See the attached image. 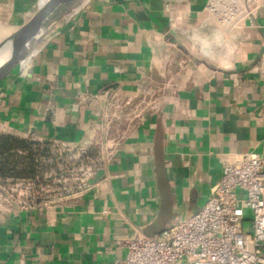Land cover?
<instances>
[{
    "label": "crops",
    "instance_id": "obj_1",
    "mask_svg": "<svg viewBox=\"0 0 264 264\" xmlns=\"http://www.w3.org/2000/svg\"><path fill=\"white\" fill-rule=\"evenodd\" d=\"M49 1L0 0V43ZM208 1L89 0L0 81V136L118 140L80 199L0 211V264H116L117 241L200 209L223 162L264 159V0L225 42ZM148 101L157 108L132 120ZM119 104L127 117L108 125ZM24 151L10 152L0 180L32 174Z\"/></svg>",
    "mask_w": 264,
    "mask_h": 264
},
{
    "label": "built area",
    "instance_id": "obj_2",
    "mask_svg": "<svg viewBox=\"0 0 264 264\" xmlns=\"http://www.w3.org/2000/svg\"><path fill=\"white\" fill-rule=\"evenodd\" d=\"M261 1L209 0L206 22L225 42L254 20ZM114 108L108 125L127 117L123 105ZM156 108V101H148L129 117ZM108 140L76 146L31 141L22 154L29 157L32 174L0 180V211L48 208L80 199L113 156L118 140ZM116 244L126 250L116 264H264V159L245 153L223 162L218 184L195 213L177 218L159 234L135 235Z\"/></svg>",
    "mask_w": 264,
    "mask_h": 264
},
{
    "label": "water",
    "instance_id": "obj_3",
    "mask_svg": "<svg viewBox=\"0 0 264 264\" xmlns=\"http://www.w3.org/2000/svg\"><path fill=\"white\" fill-rule=\"evenodd\" d=\"M89 0H50L25 25L0 43V81L27 61L42 43Z\"/></svg>",
    "mask_w": 264,
    "mask_h": 264
},
{
    "label": "trees",
    "instance_id": "obj_4",
    "mask_svg": "<svg viewBox=\"0 0 264 264\" xmlns=\"http://www.w3.org/2000/svg\"><path fill=\"white\" fill-rule=\"evenodd\" d=\"M18 149H28V144L24 141H19L18 139L9 136H0V176L8 174L10 171L7 167L10 152L16 151ZM30 165V164H29ZM29 174L32 173L30 167L28 168Z\"/></svg>",
    "mask_w": 264,
    "mask_h": 264
},
{
    "label": "rangeland",
    "instance_id": "obj_5",
    "mask_svg": "<svg viewBox=\"0 0 264 264\" xmlns=\"http://www.w3.org/2000/svg\"><path fill=\"white\" fill-rule=\"evenodd\" d=\"M245 212H246V215H248L249 214V211L247 210V209H245ZM248 225H249V223L247 222V223H245V227H248Z\"/></svg>",
    "mask_w": 264,
    "mask_h": 264
},
{
    "label": "bare ground",
    "instance_id": "obj_6",
    "mask_svg": "<svg viewBox=\"0 0 264 264\" xmlns=\"http://www.w3.org/2000/svg\"><path fill=\"white\" fill-rule=\"evenodd\" d=\"M0 62H1V59H0Z\"/></svg>",
    "mask_w": 264,
    "mask_h": 264
}]
</instances>
